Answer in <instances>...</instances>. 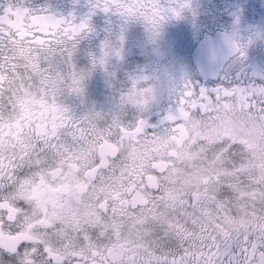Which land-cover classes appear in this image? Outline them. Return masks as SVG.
Returning <instances> with one entry per match:
<instances>
[{
	"label": "snow or ice",
	"instance_id": "obj_1",
	"mask_svg": "<svg viewBox=\"0 0 264 264\" xmlns=\"http://www.w3.org/2000/svg\"><path fill=\"white\" fill-rule=\"evenodd\" d=\"M96 7L142 19L154 35L167 19L155 0H97ZM171 11L179 15V10ZM86 30L87 22L74 24L13 5L5 9L0 16V147L19 137L34 151L37 147L45 153L59 149L74 156L96 151L105 142L151 147L164 137L186 135L195 150L191 165L195 184H186L171 169L154 170L158 184L151 189V198L121 222L120 214L127 211L118 207L125 199L122 177L101 170L87 179L83 192L72 190L69 203L77 211L94 206L103 219H111L110 225L92 229L105 250L114 243L122 244L120 253L106 264H224L230 243L240 248L241 264H264V86L217 88L213 95L186 84L178 110L168 116L172 126L162 134H149L143 119L124 124L120 117L109 121L100 113L89 112L75 120L65 108L58 109L59 121L50 125L30 119L25 115V103L38 97L37 89L53 99L66 90L82 92L85 77L75 69L72 56ZM48 34L51 39L44 38ZM234 50L241 57L246 55L242 45L236 44ZM112 54L120 55V49L113 50L106 43L104 55L93 63L106 67ZM145 91L134 82L121 98L122 105L143 110L152 99L145 97ZM229 101L236 102L235 110L228 106ZM38 123L44 131L36 128ZM18 159L20 163H0V234L7 237L23 231L24 213L31 207L20 194L22 185L31 187L24 181L48 170H34L23 156ZM52 167L55 165H49ZM232 224L237 227L231 229ZM168 237L177 241L175 251L162 250ZM140 250L142 254H138ZM82 261L91 264L79 254L69 255L63 264ZM0 264H53V260L43 246L31 240L0 239Z\"/></svg>",
	"mask_w": 264,
	"mask_h": 264
},
{
	"label": "flooded vegetation",
	"instance_id": "obj_2",
	"mask_svg": "<svg viewBox=\"0 0 264 264\" xmlns=\"http://www.w3.org/2000/svg\"><path fill=\"white\" fill-rule=\"evenodd\" d=\"M155 2L167 14V19L154 35L142 19L105 12L96 7L97 0H0V16L13 5L34 14L89 25V30L81 34L72 56L75 69L85 77L82 92L66 90L63 94L57 93L53 99L51 94L37 89L38 97L25 103V115L50 125L59 121L61 113L58 109H67L75 120L95 112L109 121L120 117L124 124L143 119L147 121L149 134H162L172 126L168 116L178 110V101L187 91L186 84L197 92L206 89L213 95L217 88L251 90L264 86V0ZM185 4L188 6L182 7ZM171 10H179V15ZM216 36H219L216 45L212 44L207 50L204 66L200 67L194 59V50L204 39ZM44 38L51 39V34ZM106 43L113 50L120 49V55L108 56L106 67L94 64V60L104 55ZM236 44L245 48V56L241 57L234 50ZM226 55L221 62L220 58ZM134 82L140 88L152 90V99L143 110L124 106L121 102ZM228 106L234 110L237 107L234 101H229ZM43 125L38 123L36 128L42 132ZM125 135L129 133L125 132ZM118 152L123 155L117 156ZM21 156L34 170H48L24 181V185L31 184L30 189L23 185L20 189L21 196L31 205L24 213L23 231L15 237L0 234V239L36 242L44 247L53 264H63L72 254H79L91 264H106L110 257L120 253L121 243H114L105 250L92 230L100 224L110 225L111 219H103L94 206L87 211H77L76 205L69 203L72 190L83 192L87 188V179L101 170L114 171L122 177L125 199L118 207H126L127 211L120 214L121 222L132 214V209L151 198V189L158 184V174L154 170L171 169L173 174L184 177L186 184L196 183L191 171L195 160L194 145L186 135L164 137L151 147H137L129 142L117 146L105 142L96 151H84L74 156L59 149L45 153L37 147L34 151L27 140L19 137L16 142H7L5 147H0L2 164L9 160L20 163L18 157ZM49 165L55 167L49 168ZM241 194L246 195L245 190L241 189ZM229 227L234 229L237 225ZM120 231L117 227V235ZM176 248L175 238L168 237L162 243V250L175 251ZM226 255L227 259L222 257L224 264H241L243 260L240 248L234 243L227 246Z\"/></svg>",
	"mask_w": 264,
	"mask_h": 264
},
{
	"label": "water",
	"instance_id": "obj_3",
	"mask_svg": "<svg viewBox=\"0 0 264 264\" xmlns=\"http://www.w3.org/2000/svg\"><path fill=\"white\" fill-rule=\"evenodd\" d=\"M219 36H216L215 38H206L203 41L200 42V44L196 47L194 50V59L197 62V64L202 67L204 66V60L207 58V50L211 48V45H216V41L218 40ZM228 55L221 57L220 61L223 62Z\"/></svg>",
	"mask_w": 264,
	"mask_h": 264
},
{
	"label": "clouds",
	"instance_id": "obj_4",
	"mask_svg": "<svg viewBox=\"0 0 264 264\" xmlns=\"http://www.w3.org/2000/svg\"><path fill=\"white\" fill-rule=\"evenodd\" d=\"M142 89H145L146 91H145V93H144V95H145V97L147 98V99H151V96H152V91H149V90H151V88L150 87H143Z\"/></svg>",
	"mask_w": 264,
	"mask_h": 264
}]
</instances>
